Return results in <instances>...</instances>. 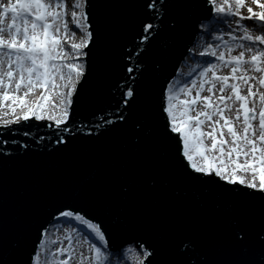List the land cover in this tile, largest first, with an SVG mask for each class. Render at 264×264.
I'll use <instances>...</instances> for the list:
<instances>
[{
	"label": "snow or ice",
	"instance_id": "snow-or-ice-1",
	"mask_svg": "<svg viewBox=\"0 0 264 264\" xmlns=\"http://www.w3.org/2000/svg\"><path fill=\"white\" fill-rule=\"evenodd\" d=\"M0 264H264V0H0Z\"/></svg>",
	"mask_w": 264,
	"mask_h": 264
},
{
	"label": "water",
	"instance_id": "water-1",
	"mask_svg": "<svg viewBox=\"0 0 264 264\" xmlns=\"http://www.w3.org/2000/svg\"><path fill=\"white\" fill-rule=\"evenodd\" d=\"M46 131H47L46 129H36V128L32 129L33 134L37 136L44 135Z\"/></svg>",
	"mask_w": 264,
	"mask_h": 264
}]
</instances>
